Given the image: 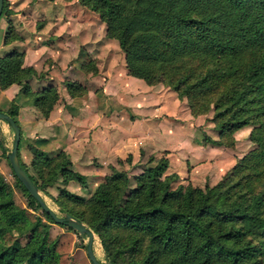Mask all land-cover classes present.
Here are the masks:
<instances>
[{
    "label": "trees",
    "instance_id": "1",
    "mask_svg": "<svg viewBox=\"0 0 264 264\" xmlns=\"http://www.w3.org/2000/svg\"><path fill=\"white\" fill-rule=\"evenodd\" d=\"M79 1L99 15L105 22L106 35L118 41L128 74L148 84H167L178 97H186L192 114L203 113L212 102V120L219 137L255 124L250 136L257 149L239 159L219 184H205L203 188L191 183L174 186L178 175H165L168 159L164 156L137 173L135 185L128 191L129 175L110 166V172L86 199L89 213H69L100 236L107 253L112 251L108 239L117 240L111 229L126 232L128 243L119 241L123 249L117 248L118 254L108 258L113 264H121L118 258L124 251L140 252L138 258L130 257L131 264H260L259 256L264 253V194L245 191L241 196L233 188L236 183L232 178L250 159L264 158V0ZM7 6L4 0L2 13ZM11 37L8 32L6 40ZM186 57L214 65L202 74L182 72L177 62ZM22 64L19 51L0 56L1 88L26 82L34 75L31 66ZM175 65L176 71L169 76ZM68 86L76 87L72 83ZM208 94L212 100H206ZM56 99L53 86L34 94V103L44 115ZM199 99L206 100L204 108ZM7 112L15 119L16 105ZM205 139L222 145L216 139ZM18 158L38 189L47 190L60 180L62 197H80L64 184L74 179L85 186V177L71 169L64 152L50 154L33 148L29 163L21 160L19 151ZM154 158L150 156L149 160ZM251 174L242 177V184L250 181ZM16 182L27 195L28 208H41L17 177ZM11 200L12 190L0 172V264L35 260L58 264L48 224L40 217L30 220L25 208L9 210ZM15 230L21 236L28 233L26 241L14 235ZM7 235L12 239L5 241Z\"/></svg>",
    "mask_w": 264,
    "mask_h": 264
},
{
    "label": "crops",
    "instance_id": "2",
    "mask_svg": "<svg viewBox=\"0 0 264 264\" xmlns=\"http://www.w3.org/2000/svg\"><path fill=\"white\" fill-rule=\"evenodd\" d=\"M49 1L40 0V5ZM74 1L81 8L90 9L79 0H70L72 10H66L65 15L54 10L51 16L31 18L24 9L28 8V4L24 5L26 1H19L21 7L7 16L8 26L0 49L12 48L0 56L19 51L23 55L22 65L31 66L35 71L26 82L0 87V108L8 109L12 104L17 108L15 120L21 129L19 146L29 148L32 156L33 148L50 154L62 151L70 159L72 170L88 176V181L94 178L95 183L110 172V166L119 168L121 163L126 164L128 155L132 163L145 155L155 158L164 155L168 159V171L185 178L181 179L183 183L193 181L202 169L198 167L200 157L214 155L225 147L192 141L187 144L183 138L174 142L170 132L175 123L190 118L188 104L164 83L148 84L128 74L123 50L116 39L106 35L105 22L92 9L103 28L102 37L94 39L83 32L79 35L80 7L74 6ZM65 3L66 0H60L57 4ZM17 19L27 26L22 32L17 27ZM35 20L45 22L37 31ZM86 23L81 22L87 28ZM8 32L12 37L6 40ZM43 35L48 40L53 35L54 39L48 45L38 44ZM82 37L83 58L78 56ZM108 39L115 40L122 51L118 63L115 52L105 45ZM48 86L55 88L57 99L48 115H44L34 103V94ZM31 158L24 161L29 163ZM70 181L65 184L67 189Z\"/></svg>",
    "mask_w": 264,
    "mask_h": 264
},
{
    "label": "rangeland",
    "instance_id": "3",
    "mask_svg": "<svg viewBox=\"0 0 264 264\" xmlns=\"http://www.w3.org/2000/svg\"><path fill=\"white\" fill-rule=\"evenodd\" d=\"M19 1L20 2L26 1L24 5L28 4V8L27 9L24 8V9L30 15L31 18H36L39 15L51 16L54 10L56 11L58 10L61 12L62 15H65L66 10H72V8L70 7V0H66V3L62 5L57 4L58 2H60V0H54V1L50 0L49 1L50 3L46 5H40L42 4L40 0H7V4H9V7H7V9L5 10L6 13L4 12L2 15H0V44L2 43L6 28L8 26L7 16L9 17L10 14L16 12L17 7H21L18 6ZM73 5L80 7V10L77 12V15L80 17L78 18L79 21L83 23H86L85 21H90L88 24L86 23L88 25L87 28L85 25L82 26L81 22L79 23L77 28L79 29L78 30L79 35L80 33L83 32V34H88L89 37L91 36L94 39L101 38L103 33V28L101 27L99 18L95 14V12L85 7L81 8V6H79V2L77 1H74ZM19 20L17 19L18 22L17 27L22 32L24 30V26L26 25L21 24ZM44 24L45 22H41V20H35L34 29L37 31ZM29 26L32 25H30L29 23ZM52 39H54L53 35L49 36V40L46 38V36L43 35L42 37L39 38L38 44L48 45L51 43ZM83 39L84 38L82 37V40H80L79 54H78V56L81 58H83V53L81 52V43ZM105 45L110 50L115 52V58L117 63L120 62L122 51H120L117 42L115 40L108 39ZM11 48L12 46H5L3 49H0V54ZM177 65L182 67L181 68L182 72L193 70L195 74H202L209 67L213 66L214 62L203 61L195 57H186L178 60ZM177 65H175L174 69L169 71V76L176 71L175 69ZM226 65L227 63L222 64L221 66L225 67ZM140 81L141 83L145 84L144 81L142 80ZM165 86L168 85L165 84ZM205 98L206 100L213 99V97L210 96V94L205 96ZM206 100L202 99L200 101L199 99V101L202 104L200 105V102L197 103V109L199 108V105L200 107L204 108ZM183 101H185L187 104L186 97L183 98ZM211 103L212 102L209 103L210 104L209 107H207L206 110L203 111V113H198L193 115L189 114L190 118L185 117L183 119V122L175 123L174 129L170 132V134H172L173 136L174 142L177 141L178 139L183 138L187 142V144L189 141H192L194 143L197 142H201L204 144L209 143V146L218 145L215 143L208 142V140L205 139V137H208L221 141L222 146L225 147V149H223L220 152L216 151L214 155L208 153L205 157H200L199 159L200 165H198V167L202 169L195 175L196 178L194 177L193 181L189 180L187 181V183H191V184L195 183L193 184L194 186L201 188H203L205 184L210 186H215L216 184H219L220 181L224 180V177H226L229 174V172L231 171V169H233L234 165L238 162L239 159H241L244 156H247L251 151L257 149V143L255 142L254 138H251L250 136L254 132V128L256 127L255 124L245 125L241 127L242 129H240L239 131L235 130L233 133L225 134L224 136L219 137L218 127L216 126V122L212 120V118L214 117V109ZM8 109H5V111L7 112ZM13 136L14 134L11 126L6 121L0 119V172L4 175L6 182L8 183V185L12 190V200L8 206L9 210L16 211L25 208L30 220L34 221L36 220L37 217H40L42 221L48 224L49 240L54 241L55 243L56 253L58 256V264H92L86 252V244L88 238L85 234H80L78 231H76L73 228H70L65 224H58L55 223L54 221H51L42 208H37V209L28 208L27 195L17 185L15 174L13 172V169L9 163L7 156L8 152L12 147ZM19 156L22 161H24V158L25 159L28 158L27 160H25L28 161L32 157V151L29 148L20 145ZM161 156L163 157L164 155ZM149 157L150 155L149 156L145 155L142 160L139 159L134 163H132L131 156L129 157L127 156L124 161L126 162V164L125 163L120 164L118 169L125 171L130 177V181L126 187L127 188L126 191H128L131 187L135 185L134 176L137 173L143 171L148 165L156 163V160L160 158V157L154 158V160L151 162L149 160ZM138 163L140 165H138ZM183 167L184 166H182V168ZM173 168L177 169L178 167L177 166L174 167L173 165ZM187 168H190L188 164H187ZM182 171H183L182 176L185 177L186 176L185 170ZM250 173H252L250 176V181H248L247 184H242L243 181L242 177ZM165 175H169L171 178H173V175H178V179L174 181L173 184L174 186L180 183L187 185V183H183L181 181V179H185V178L181 177L175 171L166 170ZM85 177H86L85 186H83L74 179H72L67 185V187L71 190V192H74L80 196L78 198L62 197L60 194V187H59V185H62L60 180L58 183H54L48 186L47 190L39 189V191L42 197L44 198V200L46 201V203L58 215L61 216L65 212L71 211L75 214L82 216L83 212H85V214L89 213V210L87 209L85 202L86 199L91 195L97 183L99 182L98 181L97 183H95L94 178H90L88 181L87 180L88 176ZM232 179L236 183L233 185V188L238 190L239 195L241 196L244 195L245 191L247 194H251V193L264 194V158L256 157L250 159L248 165L246 167L238 169L236 175ZM73 216L76 217L75 215ZM84 223L86 224V222ZM111 230L116 233L117 240L114 241L113 239H108V245L112 249V251L109 253H107V251L105 250L104 245L100 239V236L93 231L94 232L93 250L96 257L103 263L110 261L108 258L112 254L114 253L118 254V252L116 251L117 248L123 249L121 246L118 245L119 241H125V243H128L125 237L126 232L124 230L122 229H115V230L111 229ZM27 234L28 233H24L21 236V234H19L17 230L14 231V235H17L22 242L26 241L25 239H27ZM143 238L144 240H146L145 237ZM11 239H12V235H7L4 237L5 241H9ZM140 255H141L140 252L131 254L127 251H124L122 254H120L121 258L118 259L121 262V264H131L130 257H134L136 259ZM259 261L260 264H264V253L259 256ZM20 264H47V263H39L38 260H35L30 263L24 261L23 263Z\"/></svg>",
    "mask_w": 264,
    "mask_h": 264
},
{
    "label": "water",
    "instance_id": "4",
    "mask_svg": "<svg viewBox=\"0 0 264 264\" xmlns=\"http://www.w3.org/2000/svg\"><path fill=\"white\" fill-rule=\"evenodd\" d=\"M4 0H0V15L2 13ZM0 119L7 121L8 124L13 129V142L10 151L8 152V160L13 169L15 176L21 181L27 191L40 203L41 208L48 214L51 215L55 223L58 224H65L80 234H85L88 238L86 244V252L87 255L92 262V264H113L112 262L108 261L103 263L100 261L93 250V237L94 232L90 229L83 221L74 217L71 213L65 212L63 215H58L44 200L42 197L38 186L36 183L31 179L27 171L21 166L19 158H18V147L21 137V129L14 119L8 112L3 111L0 109Z\"/></svg>",
    "mask_w": 264,
    "mask_h": 264
}]
</instances>
